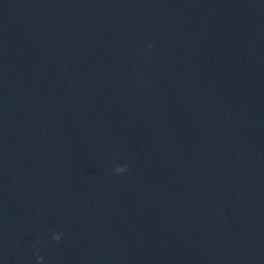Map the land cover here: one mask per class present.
<instances>
[{
    "label": "water",
    "instance_id": "obj_1",
    "mask_svg": "<svg viewBox=\"0 0 264 264\" xmlns=\"http://www.w3.org/2000/svg\"><path fill=\"white\" fill-rule=\"evenodd\" d=\"M0 264H264V0H0Z\"/></svg>",
    "mask_w": 264,
    "mask_h": 264
},
{
    "label": "clouds",
    "instance_id": "obj_2",
    "mask_svg": "<svg viewBox=\"0 0 264 264\" xmlns=\"http://www.w3.org/2000/svg\"><path fill=\"white\" fill-rule=\"evenodd\" d=\"M127 164L124 165H118L114 168V171L116 173H122L125 172L127 170ZM62 233H53V239L55 240H60ZM40 261H43L44 257L43 256H39Z\"/></svg>",
    "mask_w": 264,
    "mask_h": 264
}]
</instances>
